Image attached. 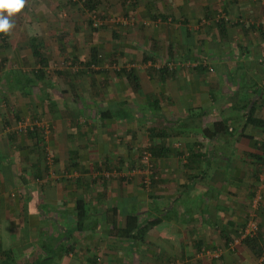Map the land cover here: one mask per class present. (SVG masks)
<instances>
[{
  "label": "crops",
  "instance_id": "1",
  "mask_svg": "<svg viewBox=\"0 0 264 264\" xmlns=\"http://www.w3.org/2000/svg\"><path fill=\"white\" fill-rule=\"evenodd\" d=\"M31 1L0 35V264H264V0Z\"/></svg>",
  "mask_w": 264,
  "mask_h": 264
},
{
  "label": "trees",
  "instance_id": "2",
  "mask_svg": "<svg viewBox=\"0 0 264 264\" xmlns=\"http://www.w3.org/2000/svg\"><path fill=\"white\" fill-rule=\"evenodd\" d=\"M67 3L68 4L70 3V5L72 7L73 6H81L80 8H83V9L86 8L89 11L95 10L96 7L98 6V3L95 2L94 0H69V1H67ZM62 5H65V4H62ZM105 20L106 19H103L100 22H104ZM220 21H222V20H219L218 22H220ZM88 24L90 25V27L92 28L93 31L99 29V26H97L99 24V22H95V20H94V22L90 21V23H88ZM28 25H30V24H28ZM34 26H35V24H34ZM31 44H32L31 50H32V54H33L34 59L39 62V65L41 68H45L47 66V61H46V57L44 56V54L42 52L43 51L42 46L40 44L37 45L35 43V38L31 42ZM98 54L99 53H97V49H95V47H93L91 55H90L91 62L96 63V61L100 59V55H98ZM57 68H58V65L54 69H52V71H54V70L57 71ZM208 71H212V69L210 68V69H208ZM38 72L41 73L42 72L41 69H39ZM134 79H135V77H134ZM134 86H137L136 82H134ZM21 125H24L25 128H21ZM221 125H222V122H215L214 128H213L214 131L210 136H213V134L220 132V130H222V128H220L219 126H221ZM29 128H30V125L27 126V123L24 120H19L15 123V126L13 127V131L20 134V133H25ZM204 133H205V135L209 134L207 130H205ZM145 153L149 154L147 161L143 162V160H142L140 163V167L135 169V172H137V171L140 172V179H139L140 184L143 187L147 188L154 182L155 167H154L153 161L151 160L152 159V153L149 150H145ZM146 168L148 169L147 172L143 171V170H146ZM263 175H264V173L262 174V178H264ZM105 176H106V173H105ZM109 177H110L109 175L106 176V178H109ZM146 178H147V180H146ZM146 181H148L149 183L146 184L145 183ZM132 221H134V220H132V219L129 220V222L127 224L128 225V228H127L128 233H130L134 229V225H133L134 223L132 224ZM244 230H245V227L242 231V234L244 233ZM257 233H258V226H257L256 234L253 237H249V236L245 237L244 242L245 243L250 242V240H252L253 238L256 237Z\"/></svg>",
  "mask_w": 264,
  "mask_h": 264
},
{
  "label": "clouds",
  "instance_id": "3",
  "mask_svg": "<svg viewBox=\"0 0 264 264\" xmlns=\"http://www.w3.org/2000/svg\"><path fill=\"white\" fill-rule=\"evenodd\" d=\"M25 7V0H0V35H10L15 17Z\"/></svg>",
  "mask_w": 264,
  "mask_h": 264
},
{
  "label": "rangeland",
  "instance_id": "4",
  "mask_svg": "<svg viewBox=\"0 0 264 264\" xmlns=\"http://www.w3.org/2000/svg\"><path fill=\"white\" fill-rule=\"evenodd\" d=\"M35 4H37V2L35 3ZM62 4V3H61ZM36 7L34 6V4H33V2L31 1L29 4L27 3V7H25L24 9H23V13L22 14H24V19H26V16L29 14L31 17H34L35 15H34V13H36L37 11H34V9H35ZM64 9V8H63ZM61 11V16H63V17H61V18H64V19H68V14H67V12H65V10H63L62 11V9L60 10ZM64 13V15H62ZM21 14L19 13V14H17V16H16V18L17 19H15L16 21H17V23H15V27L16 28H19V27H21L22 26V24L24 23H22L20 20H21V18L23 17V16H20ZM98 17H93V16H91L90 15V17H89V19H97ZM23 19V20H24ZM97 20H100V19H97ZM101 21V20H100ZM56 67V66H55ZM55 67H53V68H55Z\"/></svg>",
  "mask_w": 264,
  "mask_h": 264
},
{
  "label": "built area",
  "instance_id": "5",
  "mask_svg": "<svg viewBox=\"0 0 264 264\" xmlns=\"http://www.w3.org/2000/svg\"><path fill=\"white\" fill-rule=\"evenodd\" d=\"M21 128H25V126L21 125ZM148 157H149V154L144 152L143 155H142L143 162L147 161ZM147 170L148 169L146 168V170H143V171L147 172ZM263 177H264V175H263ZM146 180H147V178H146ZM145 183L148 184L149 182L146 181ZM256 232H257V224H256V222L255 221H250L248 223L247 227L244 230L243 238L248 237V236L249 237H253L256 234ZM171 264H175V263H171Z\"/></svg>",
  "mask_w": 264,
  "mask_h": 264
}]
</instances>
